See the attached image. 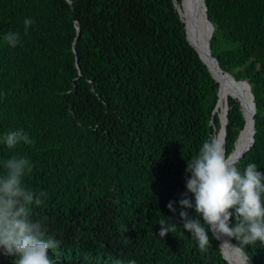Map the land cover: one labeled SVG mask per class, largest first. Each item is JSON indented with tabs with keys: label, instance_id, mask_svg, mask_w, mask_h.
I'll return each mask as SVG.
<instances>
[{
	"label": "trees",
	"instance_id": "16d2710c",
	"mask_svg": "<svg viewBox=\"0 0 264 264\" xmlns=\"http://www.w3.org/2000/svg\"><path fill=\"white\" fill-rule=\"evenodd\" d=\"M205 3L212 55L254 95V141L236 166L253 162L264 174V0ZM8 32L20 33L17 46ZM218 89L174 0H0V137L22 129L33 141L0 142V174L13 155L32 164L23 184L47 193L32 218L60 241L49 255L62 264H230L211 232L201 252L179 218L187 161L221 128ZM244 124L228 96L227 155ZM164 217L177 230L161 238ZM243 252L264 264L259 242ZM0 264L13 258L0 254Z\"/></svg>",
	"mask_w": 264,
	"mask_h": 264
},
{
	"label": "clouds",
	"instance_id": "9594fccd",
	"mask_svg": "<svg viewBox=\"0 0 264 264\" xmlns=\"http://www.w3.org/2000/svg\"><path fill=\"white\" fill-rule=\"evenodd\" d=\"M33 23L30 17L23 20L25 35ZM20 38L19 32H8L4 36L11 47L17 46ZM0 142L8 149H14L21 142L31 144L33 141L20 129L6 132ZM237 163L236 158L226 154L224 141L216 136L205 139L198 154L187 161L186 172L190 176L186 179L187 192L179 200L183 209L179 218L201 252H207L211 246L208 232L216 238L234 237L240 244L231 247L239 251L256 242L264 245V174L253 162L247 163L242 171ZM32 167L27 158L16 155L3 161L0 254L12 257L13 264H62L58 257L49 255L50 250L58 248L60 241L47 234L44 220L32 218L33 205L40 206L47 195L43 191L34 192L23 184V177ZM167 208L176 212L172 201ZM188 209H194L196 215L190 216ZM230 218L235 220L233 227H229ZM169 221L165 217L158 221L161 238L177 230V224ZM128 264H136V261L129 260Z\"/></svg>",
	"mask_w": 264,
	"mask_h": 264
},
{
	"label": "bare ground",
	"instance_id": "6f19581e",
	"mask_svg": "<svg viewBox=\"0 0 264 264\" xmlns=\"http://www.w3.org/2000/svg\"><path fill=\"white\" fill-rule=\"evenodd\" d=\"M180 10L181 18L188 25V33L192 44L197 48L202 58L208 64L214 77L220 82L217 110L220 113L222 121L223 113L225 111L226 97L231 94L241 100L245 124L235 142L234 149L230 154V156L237 158L252 142L251 124L253 105L251 101V95L249 93V88L244 83L233 82L227 75H224L219 70L215 61L211 59L207 54L206 38L201 34L197 23L193 22V18L188 11L187 0L183 2V6H180ZM216 137L224 141L222 128H220ZM219 240L221 242L222 251L231 264H251L246 258L241 255V253L236 248L231 247L234 245L231 243L228 237L222 236L219 237Z\"/></svg>",
	"mask_w": 264,
	"mask_h": 264
},
{
	"label": "water",
	"instance_id": "95a60500",
	"mask_svg": "<svg viewBox=\"0 0 264 264\" xmlns=\"http://www.w3.org/2000/svg\"><path fill=\"white\" fill-rule=\"evenodd\" d=\"M183 2H185V0H180V3L177 2V0H174V5L180 15V18H181V14H180V6H183ZM187 5H188V11L190 12V15L191 17L193 18V22L197 23L198 27H199V30L201 32V34L206 38V51H207V54L210 56L211 59H213L215 61V63L217 64L219 70L224 74V75H227L233 82H237V83H244L248 88H249V93L251 95V101H252V105H253V111H252V124H251V128H252V142L248 145V147L236 158L237 160L239 158H241L244 153L250 148V146L252 145L253 141H254V133H255V120H254V114H255V110H256V107H255V101H254V95L251 91V86L250 84L248 83L247 80H237L232 74H230L229 72L227 71H224L219 63H218V60L212 55L211 53V48H210V38L212 36V32L214 30V26L213 24L210 22L208 16H207V7H206V3H205V0H187ZM182 19V18H181ZM182 21L184 22V20L182 19ZM187 23L184 22V28H185V32H186V37L188 39V41L190 42V44L195 48V50L198 52L200 58L203 60V62L207 65L208 67V70L210 71L211 75L213 76V78L219 83V87H220V82L214 77V75L212 74V71L210 70L208 64L205 62V60L202 58V56L200 55L199 51L197 50V48L192 44V42L190 41L189 37H188V32H187ZM218 92H219V89H218ZM228 96H231L233 98H236L234 95H228ZM228 96L226 97V100H225V111L223 113V121H222V118L221 116L220 117V121H221V128L223 130V135H224V141H225V126H226V123H227V110H228ZM240 105H241V109L243 111V108H242V103H241V100L239 98H236ZM217 104H218V100H217V103H216V106H215V111H217ZM244 115V114H243ZM242 131V130H241ZM240 131V132H241ZM240 134V133H239ZM239 136V135H238ZM232 153V152H231ZM230 223V220L229 222ZM229 238V237H228ZM219 240V238H217ZM229 240L231 241V243L238 247V245L236 243H234L230 238ZM219 243H220V247H221V251H222V246H221V242L219 240ZM239 251V250H238ZM241 253V255L246 258L251 264H254L252 262V260L243 252V251H239ZM222 254L223 256L225 257L223 251H222ZM226 258V257H225ZM227 259V258H226ZM228 260V259H227ZM229 261V260H228ZM230 263V262H229ZM231 264V263H230Z\"/></svg>",
	"mask_w": 264,
	"mask_h": 264
},
{
	"label": "rangeland",
	"instance_id": "374dc122",
	"mask_svg": "<svg viewBox=\"0 0 264 264\" xmlns=\"http://www.w3.org/2000/svg\"><path fill=\"white\" fill-rule=\"evenodd\" d=\"M218 111V110H217ZM219 112V111H218ZM219 116H220V113H219ZM218 134V133H217ZM217 134H216V136H217Z\"/></svg>",
	"mask_w": 264,
	"mask_h": 264
}]
</instances>
